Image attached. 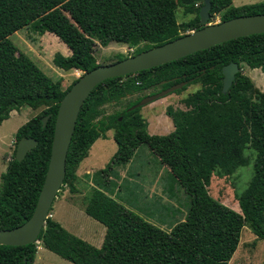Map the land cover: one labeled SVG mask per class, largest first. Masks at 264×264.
I'll use <instances>...</instances> for the list:
<instances>
[{"label":"trees","instance_id":"obj_1","mask_svg":"<svg viewBox=\"0 0 264 264\" xmlns=\"http://www.w3.org/2000/svg\"><path fill=\"white\" fill-rule=\"evenodd\" d=\"M201 5L202 0H0V124L12 111H36L14 133L15 144L22 137L31 138L35 147L20 162L14 160L13 150L0 174V230L17 227L30 217L46 170L58 104L76 81L61 90L18 54L8 37L28 25L39 35L52 34L69 51L67 56L54 54L53 66L85 73L99 66L92 54L96 45L125 44L135 55L199 29ZM177 9L193 17L178 22ZM218 14L219 22L264 14V2L232 7L231 0H210L209 19ZM124 58L116 56L114 62ZM231 62L237 64L238 72L221 94L220 69ZM243 67L264 72V34L230 40L96 85L78 113L57 194L64 187L71 194L78 192L80 161L92 143L111 130L114 154L95 172L92 186H82L87 190L83 212L104 227L102 242L95 248L48 217L37 237L39 245L71 264H227L242 228L255 240H263L264 91L241 73ZM183 81L199 88L181 100L184 109L166 107L172 130L165 135L148 134L140 108H130L154 94L156 85L161 90ZM110 103L122 107L106 114L103 107ZM140 146L168 169L188 200L183 221L168 231L125 209L109 194L113 183L104 176L125 165ZM249 164L250 178L235 194L239 212L209 196L212 176L229 177ZM35 247V243L0 246V264H32Z\"/></svg>","mask_w":264,"mask_h":264},{"label":"rangeland","instance_id":"obj_2","mask_svg":"<svg viewBox=\"0 0 264 264\" xmlns=\"http://www.w3.org/2000/svg\"><path fill=\"white\" fill-rule=\"evenodd\" d=\"M231 1L232 7H238L236 4L238 2L246 1L242 5H247L248 3L253 4L264 0ZM181 11V9H177L176 11V20L178 22H187L193 17V15H183ZM219 19L220 14L210 20V23H217L219 22ZM8 40L14 45L18 54H21L29 59L52 82L58 83L61 90H64L74 80H77L82 75L79 71H62L53 66L52 57L54 54L59 53L63 56H67L69 51L52 34L44 33L39 35L33 26L28 25L27 27H24L10 35ZM133 50V48L125 44L111 43L106 47L96 45L92 54L98 65H106L114 62L116 56H131L133 54ZM241 73L249 78L252 77L253 71L243 67ZM257 76L260 79L262 77L264 79V72H258ZM198 88V84H186V86L183 87V90L179 93L173 92L166 95L162 98V100L155 103L153 107L149 104L140 107L139 113L145 121L149 122L151 115H165L164 112L168 106L172 109H184L181 100ZM256 88L259 91H264V85ZM151 91L152 89L146 91L144 94ZM121 107L122 105L110 103L103 107V111L104 113L109 114L113 111L119 110ZM35 114L36 111H32L29 108H22L18 112H10L8 119L0 124V174L4 171L6 163L15 148V131ZM151 123L152 124L149 125L146 123V129H149L148 132L150 134L165 135V132L157 133L159 129L160 131L162 128L165 129L164 125L157 126L155 121H152ZM167 124L169 126L167 128H170V123ZM145 148V146L139 147V151L134 159L135 162L128 170L129 177L124 178V181L121 182L118 196L123 199V201L134 207H136L137 204L138 206H141L145 203L155 202L156 196L159 195H157V193H152L151 190H146L144 183H147L155 178L158 180V178L163 179L166 177L165 180H159V182L165 183V187L169 188L171 197V200H169V207H172V203L170 204V202L173 201L175 203H173L175 211L168 215V220L172 221L173 224L183 221L188 205L186 195L173 182L169 173L162 172L158 169L156 161H154L151 155L147 156L145 153H141L146 150ZM135 163L137 164V167ZM250 175L251 164L238 168L235 173L229 177L216 178L212 176L207 186V192L209 196L224 206L234 210L235 212H239L235 200V194L239 195L245 188ZM83 184V182L79 183V187L77 186L78 192L75 194L69 193L67 188L64 187L53 200L48 216L51 219L53 216V220L59 222L62 226H64L65 230L73 236L83 241H89L87 243L90 245H98V240L100 241L104 228L102 225L85 215L82 211L83 196L87 191L82 188ZM140 213L143 214L145 212ZM91 236H95V238L93 240H89V237ZM35 245L34 260L37 258L39 260V262L36 263H40L41 261L45 264H71L48 252L42 248L38 242H36ZM34 260L32 264H34ZM229 264H264V239L255 240V237L246 227L242 228L237 248L231 257Z\"/></svg>","mask_w":264,"mask_h":264},{"label":"water","instance_id":"obj_3","mask_svg":"<svg viewBox=\"0 0 264 264\" xmlns=\"http://www.w3.org/2000/svg\"><path fill=\"white\" fill-rule=\"evenodd\" d=\"M209 9L210 0H202L197 12L199 29L120 61L99 65L82 73L70 86L56 110L46 170L33 211L21 225L9 230H0V246L20 247L37 242L44 222L49 217L51 204L63 184L66 152L81 105L96 85L107 79L132 75L172 62L230 40L264 34V14L238 16L210 23ZM220 72L222 76L220 93L225 94L238 72V66L231 62L222 66ZM186 84L185 81L180 82L155 94L147 95L130 109L140 108L159 100L180 90ZM46 119L47 117L42 119L41 126H44ZM35 145L36 141L31 138H20L15 144L14 160L20 162Z\"/></svg>","mask_w":264,"mask_h":264},{"label":"crops","instance_id":"obj_4","mask_svg":"<svg viewBox=\"0 0 264 264\" xmlns=\"http://www.w3.org/2000/svg\"><path fill=\"white\" fill-rule=\"evenodd\" d=\"M244 2H238L236 3L237 6H241L242 4H244ZM264 2V1H261ZM231 5H232V1H231ZM246 5V4H245ZM249 5V3L247 4ZM251 71H253L252 73V77H249V79L254 83V85L256 87H260L264 85V79L263 77L260 79L258 78L257 74L258 72H260L259 69H251ZM161 99L156 100L152 103H150L149 105H151L153 107V105L157 102H159ZM155 121V123L157 124V126H161L164 125L165 129L162 128L161 131L159 129V131L157 133L160 132H165V134L169 133L172 130V125L170 122V119L166 116V115H151V118L148 121H146V123L152 124L151 122ZM167 123H170V128ZM157 129V128H156ZM149 129H147L148 132ZM148 134H150L148 132ZM152 135V134H150ZM104 139L102 138H98L96 139L92 145L90 146L87 156L80 161L78 168L76 170V176L78 178V181L81 183L83 182L84 187H90L92 186V177L94 176L95 172L103 169L105 167V165L109 162L110 158L112 157V155L114 154L115 150H116V146L112 140V131H107L104 135ZM146 150L141 152L142 154H146L151 155L154 159V161H156V164L158 166V169L161 170L162 172L165 173H169L168 169L161 166L158 163V160L150 153V151L145 148ZM139 151V148H137L133 154V156L131 157V159L123 166H119L114 168L109 174V176H104V178H106L105 180H108L109 182L113 183V188L110 190L109 194L110 196L116 200L118 203H120L125 209L130 210L132 212H134L135 214H137L139 217L143 218L145 221L151 223L152 225L158 227L159 229L163 230V231H168L174 224L172 223V221L168 220V215L170 213H173L175 211V206H173V201L170 202V204L172 203V207H169V200H171L170 197V193H169V188H166V184L165 183H161L159 182V180H165L166 177H164L163 179L158 178V180L155 178L151 181H148L147 183H144V187L146 190H151L152 193H157L156 196V200L155 202H151V203H145L141 206H137L138 208L131 206L129 203L123 201V199H121L118 194H119V189H120V185L121 182L124 181V178L129 177L128 176V170L131 168V166L134 164L135 162V156L137 154V152ZM136 167L137 164L135 163ZM111 186V185H109ZM84 189V188H83ZM85 190V189H84ZM165 200V201H163ZM175 204V203H174ZM56 207V206H55ZM74 210V208H73ZM148 210V212H147ZM83 211V209H82ZM137 212V213H136ZM140 212H145L143 214H141ZM53 219V216H52ZM57 222V221H56ZM64 230V226H62L59 222H57ZM104 228V227H103ZM68 232V231H67ZM104 232L102 233L101 239L100 241L98 240V245H91V246H95V248H98L102 242V238H103ZM95 238V236H91L89 237V240H93ZM97 238V237H96ZM85 242H89V241H85ZM89 244V243H88ZM234 254V253H233ZM231 261H228L227 264H229ZM39 262L38 258L34 260V264H45L42 263L40 261V263H36Z\"/></svg>","mask_w":264,"mask_h":264},{"label":"flooded vegetation","instance_id":"obj_5","mask_svg":"<svg viewBox=\"0 0 264 264\" xmlns=\"http://www.w3.org/2000/svg\"><path fill=\"white\" fill-rule=\"evenodd\" d=\"M183 82H184V81H183ZM163 83H164V82H161L159 85H162ZM178 83H180V82H178ZM176 84H177V83H176ZM172 85H174V84H172ZM172 85H170V86H172ZM170 86H168V87H170ZM185 86H186V85H185ZM168 87H166V88H168ZM156 88H157L158 90L155 91L154 94L157 93V92H159V91H161V90L166 89V88H164V89L159 90V86H158V85H156L155 89H156ZM182 88H183V87H182ZM182 88H181V89H182ZM151 89H152V88H151ZM181 89H180V90H181ZM152 91H153V90H152Z\"/></svg>","mask_w":264,"mask_h":264}]
</instances>
